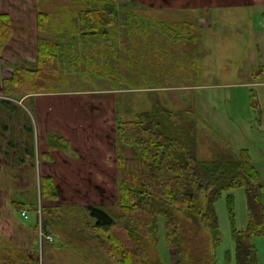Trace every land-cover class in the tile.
<instances>
[{"label": "rangeland", "instance_id": "rangeland-1", "mask_svg": "<svg viewBox=\"0 0 264 264\" xmlns=\"http://www.w3.org/2000/svg\"><path fill=\"white\" fill-rule=\"evenodd\" d=\"M89 1L99 8L104 7V1L115 6V23L103 35H85L78 29L79 12L89 5ZM57 2H63L64 6L58 7ZM126 6L127 4L121 6L119 0L44 1L43 9L50 15L45 30L37 27L36 11L40 7L33 6L23 11V14L14 13V23L17 24H14V42L12 46L4 48L7 41L0 49L4 55H11L8 58L10 64H5L10 67L9 71L13 72L18 67L36 69L34 82L41 85L40 92L36 94L54 95L48 99L50 105L54 106L53 109L61 105L78 104L84 106L83 111L93 118L89 120L92 121L91 130L85 142L81 145L75 144L69 150L57 152V161L64 162L66 157L77 158L86 153L83 150L85 147L91 148L92 151L88 152L99 156H104L108 151L106 165L113 166V169H105L104 174L93 175L88 179L104 181L114 187L117 154L113 141L115 122L105 115L102 117L101 112L94 107L95 104H104L109 99L114 100V108L116 107V111L125 120L131 119L139 111L159 109L181 111L182 121L185 123L195 120L199 157L202 159L232 160L238 154L237 148L241 143L253 149L258 142H264V126L260 123L261 128L258 129L259 119L264 122V110L251 108L255 105L251 89L257 91V96L261 93V105L264 108V85H246L254 81H264V72H255L261 68L260 57L255 56L259 48L256 47L254 35L251 36V32L245 30L246 26L257 21L255 15L247 16L253 14L255 9L252 6L245 8V11L234 10L232 7L224 22L212 17L211 23L214 27L220 23L225 25L227 31L203 27L204 33L197 42L205 43L207 54L203 58L194 56V47L187 48L188 33L183 32L181 39L174 40L175 36L167 37L157 26L152 27L150 24L157 19L174 22V19H187L188 16L186 18L183 14L170 13L158 15L155 13L156 8L147 9L137 14L141 20L133 26L132 33L126 27L125 13L131 10L125 8ZM19 18L22 20H18ZM11 36L12 34L9 40ZM40 37L59 42L62 47L58 61L50 68L37 64L36 42ZM20 39L25 42H19ZM195 50L201 51L200 48ZM249 53L254 54V57H249ZM203 60L206 63L203 64ZM8 77L10 75H0V264L4 256L14 259L22 256L24 251L32 253L29 250L32 228L20 213L13 210V201L37 204L38 209L44 204L51 207L58 204L62 206V212L51 208L49 215L39 209V222L42 224L35 250L39 264H116L102 251L96 235L89 229V224L87 226L88 219L90 224L94 220L89 218L85 210H80L78 214V208L72 206L77 205L72 201L74 198L94 203L98 201L94 197L99 193L95 190L82 192L84 186L73 183L74 177L63 176L62 170L41 158V151L46 148L41 124L35 120L32 101L30 97L20 94L6 95L2 82ZM225 84L232 85L223 87ZM232 95L234 101L231 102L229 98ZM65 96L81 98L78 101L76 98L63 100ZM188 111H194L196 115L192 116ZM79 124L86 127L83 119L80 123L70 124L61 118L45 129L47 132L69 134L72 133V126L78 128ZM26 126H30L29 129ZM171 132L174 135L179 134L175 128H171ZM90 155L88 159L92 161L93 157ZM124 155H133L130 148L125 149ZM46 169L56 175L64 190L60 192L59 201H42L40 198V174ZM74 180L87 183L84 179ZM98 190L100 191L99 188ZM231 193L234 196L236 226L244 229L248 220L244 190L236 188ZM226 194L223 192L221 198L215 202V214L221 232V241L216 247H213L211 240L212 232L200 224L197 218L188 220L174 212V216L183 225L181 236L183 247L189 253L187 264H208L212 253H215L220 264H234L232 260L226 261L224 252L227 249L232 253L234 249ZM107 196L108 206L114 207L115 193L107 192ZM66 205L72 207V210L64 207ZM47 217L52 224L44 234L43 221ZM161 241L157 240V236L147 241V255L154 262L168 264L166 250L161 249ZM253 243L258 251L259 264H264V237H254Z\"/></svg>", "mask_w": 264, "mask_h": 264}, {"label": "trees", "instance_id": "trees-1", "mask_svg": "<svg viewBox=\"0 0 264 264\" xmlns=\"http://www.w3.org/2000/svg\"><path fill=\"white\" fill-rule=\"evenodd\" d=\"M104 7H97L92 1L79 12L78 26L85 35H103L108 27L115 23V6L104 1ZM126 14V27L134 32V25L140 17L132 10ZM264 19V12L261 14ZM37 27L45 30L50 19L49 13L42 9L36 11ZM152 27L167 37L181 39L187 32L182 21L167 22L162 19L151 21ZM11 20L7 13L0 14V49L12 34ZM37 64L50 68L58 61L61 44L50 38L37 40ZM36 69L18 67L10 77L3 79L6 95L18 94L34 96L40 92L41 85L35 81ZM195 116L194 111H188ZM182 112L167 109L143 110L125 120L115 111L113 120L114 142L117 151L115 158L116 199L114 207L98 204L72 205L85 210L90 219L87 226L96 235L102 251L116 264H162L148 258L146 242L157 236L166 250L168 264H187L189 253L183 247L181 232L182 222L174 216L177 212L188 220L198 219L200 224L212 232L213 247L221 241L215 202L226 192V204L229 214L231 236L234 249H225V259L234 264H259L258 251L253 243L254 237H264V182L253 165L250 152L246 148L238 149V154L231 160L202 159L199 157V139L196 121L185 123ZM187 128H184V127ZM30 126H26L29 129ZM175 128L178 135L171 132ZM193 128V130H192ZM45 150L41 151L43 160H52L51 152L69 150L70 141L61 133L46 132ZM132 151V156L124 155L125 149ZM28 152L31 150L25 149ZM236 188H243L246 198L248 220L244 229L236 226L234 217V196ZM60 190L56 180L49 174H40L39 195L42 201H59ZM13 210L20 213L26 210L27 224L32 228L29 250L22 256L2 257L1 264H39L36 246L39 241V222L41 213L50 214L51 208L63 211L61 205H43L25 201H13ZM64 207H72L66 205ZM23 218V217H22ZM80 219V218H78ZM43 221L42 231H48L51 221ZM41 221V220H40ZM161 247V246H160ZM159 247V248H160ZM208 264H220L215 253L211 254Z\"/></svg>", "mask_w": 264, "mask_h": 264}, {"label": "crops", "instance_id": "crops-1", "mask_svg": "<svg viewBox=\"0 0 264 264\" xmlns=\"http://www.w3.org/2000/svg\"><path fill=\"white\" fill-rule=\"evenodd\" d=\"M44 1H48V0H0V14L1 13H7L10 17L11 23H12V28L13 30L12 32V36L11 39L8 40V42L5 44L4 48H7L9 46H12L11 44H13L14 40H13V35H14V31L15 27L14 24L17 25L16 23H14L15 21V17H14V13H19V14H23V11L27 10V9H31L33 6L35 8L40 7L42 10L43 9V3ZM121 6L122 4H127V6L125 8L127 9H131L133 12H135L136 14L138 13H143L145 10L147 9H154L156 8V12L158 15H166L168 13L170 14H183L184 16H188L187 19H174L173 21H182L184 23H187L188 26L186 25V33H188V39L186 40V45L187 48L189 49V47H194V49H192V51L195 52L194 56L197 58H203V56H205L207 54V51L204 49L206 48L204 44L200 43L201 45H199L197 42L199 41V39L202 37L204 30L203 27L208 26L209 28H214L215 30H219V31H227L225 25L222 26L220 23H217L216 26L214 27L211 22H213L212 17L214 19V17L218 18L220 21L219 22H224L227 20V12L230 11V9H232V7H234V10H240V9H244L247 7H251L254 8V12L253 14H248V17H251L252 15H255L257 17V21L255 24H249L248 26L245 27L246 31H250L251 32V36H253V39L255 41L256 47L259 48V51H257L255 53L256 55H259L260 57V69H256L255 72L260 73V72H264V19L261 17V14L264 12V0H119ZM46 6H47V2H45ZM56 5L58 7H61L60 5H63V2H57ZM117 8V7H116ZM124 9V8H122ZM46 10V9H45ZM226 12V13H224ZM191 18V19H189ZM18 20H22V18H19ZM196 21V22H194ZM194 23H197L196 25ZM20 25L22 26L23 24L20 23ZM26 37V36H24ZM174 40H176V38H174ZM21 43L25 42L24 40L20 39ZM199 46H198V45ZM157 45V44H156ZM196 48H200L201 51H197L195 50ZM206 51V53L204 52ZM199 53V54H196ZM15 55H13L12 57H14ZM249 57H254V54L249 53ZM8 58H11V55H4L3 51H0V75H11L12 74V70L9 71L10 67H7L5 64H10V60H8ZM15 58V57H14ZM255 59V58H253ZM8 60V61H5ZM206 60H203V64L206 63ZM159 69V67H158ZM156 75H158L156 73ZM232 84H225L223 87H231ZM235 85V84H234ZM246 85H264V81L263 82H251V83H246ZM233 87V86H232ZM250 91V90H249ZM251 91H253V95H254V99H255V105L251 106L252 109H256V107H258V110H264V108L261 105V93L258 94L257 96V91L251 89ZM250 94V93H249ZM54 95H41V94H36L33 97H30L31 99V104L33 106V110L35 112V116L37 122L41 124L42 127V133L43 136L46 134V132L48 130H46L45 128L48 125H51V123L53 121H56L58 119H64L66 121H69V123H73V122H77L80 123L81 119L84 120V123L86 124V127L81 126V124H79L80 126L77 127H73L72 126V133L69 134H64V132H59L62 135H64L71 144V148H73L75 146V144H82L85 142L86 140V136L88 135V132H90V127H91V123L92 121H89L90 119L93 120V118L91 117V115L89 116L87 114V112L85 113L83 111L84 106L82 105H76L74 104L73 106H64L61 105V107L53 109L54 106L52 107L48 101V99H50L49 97H51ZM63 100H66L68 98H76V100L78 101L81 97L76 96V97H63ZM66 98V99H65ZM234 95L230 96V101H234ZM60 100V99H58ZM227 100V98H226ZM98 111L101 112V116L103 117L105 115V117H108L109 119H112L113 121V117L114 116V112L116 111V107L114 108V100L109 99L108 102L104 103V104H95L94 106ZM72 109V110H71ZM257 110V111H258ZM83 114V115H82ZM100 116V117H101ZM250 117V116H248ZM264 118V117H263ZM95 119V118H94ZM102 119V118H99ZM96 121V120H94ZM59 122V121H58ZM98 122V121H96ZM111 120H110V124H111ZM259 126L258 129L261 128V124L262 127L264 126V122L259 119ZM261 123V124H260ZM109 124L110 128L112 129L111 125ZM51 127V126H50ZM94 128H95V124H94ZM108 128V127H106ZM114 131V130H113ZM113 133L111 132V135ZM72 135V136H71ZM259 140V139H258ZM44 141V140H43ZM114 141V140H113ZM264 142L260 141L257 143V146L255 148H251L250 146H248L247 144H243L241 143L240 146H238L237 149L240 148H246L250 151L251 154V158H252V163L253 165L256 167L257 171H259V174L261 175L263 182H264ZM45 144V142H44ZM84 151H86V153H83L82 155H79V157L77 158H73V157H66V161L62 162L60 160L57 161L56 159V153L60 152V151H52L51 152V156H52V160H50L48 164L50 165H55V167L58 168V170H62L63 176H67V177H74V179L79 178L80 179H84L87 181V183L84 181V184L82 182V180H80L79 182H76L73 178H72V182L75 184H80L81 186H84V189H81L82 192H91L92 190H95L97 193H99L98 195H96L94 198H98V201L96 199V201L93 202H87V201H81V199L79 198H74L73 203L76 202L77 205L80 206H84V205H90L93 204L94 205H98V204H105V205H109V196H107V192L108 193H115L116 192V188L115 185L114 187L109 186L106 182L104 183V181L99 182L96 181L97 179H93L89 178L90 176L93 175H102L104 174L106 171L105 169L112 170L113 166L111 165H106L107 164V158H108V151L106 152V154L99 156L98 154H92L91 153V148H83ZM88 150H91L88 152ZM254 151L256 153V159H254ZM91 154V155H90ZM88 155L93 157V160L90 161L88 159ZM61 158V157H60ZM47 161V160H46ZM48 162V161H47ZM116 167L114 166V169ZM116 170V169H115ZM52 171H49V169H46L45 171H42V173L45 174H49L51 175L55 180L56 183L58 184L59 190L64 191L61 187V184L58 182V180L56 179V175L51 173ZM87 177V178H86ZM70 180V178H68ZM82 183V184H81ZM115 184V182H114ZM98 188L100 189V191L98 190ZM67 191V190H66ZM116 194V193H115ZM88 195V194H86ZM92 197V196H88ZM79 202V203H78Z\"/></svg>", "mask_w": 264, "mask_h": 264}, {"label": "built area", "instance_id": "built-area-1", "mask_svg": "<svg viewBox=\"0 0 264 264\" xmlns=\"http://www.w3.org/2000/svg\"><path fill=\"white\" fill-rule=\"evenodd\" d=\"M20 214H21V216H22L23 218H27V217H28V214H27V211H26V210H22V211L20 212ZM48 237H49V235H48Z\"/></svg>", "mask_w": 264, "mask_h": 264}]
</instances>
